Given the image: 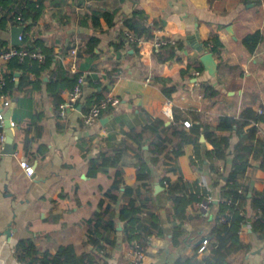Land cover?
I'll return each instance as SVG.
<instances>
[{
    "label": "crops",
    "instance_id": "crops-1",
    "mask_svg": "<svg viewBox=\"0 0 264 264\" xmlns=\"http://www.w3.org/2000/svg\"><path fill=\"white\" fill-rule=\"evenodd\" d=\"M135 10L157 22L162 39L171 41L165 45L182 44L174 58L160 61L157 52L161 47L154 49L146 41L138 44L140 50L136 51V45L125 39L128 28L123 21ZM14 29L19 31L15 42L20 44L12 42ZM253 32H258L260 39L249 51L241 39ZM213 34L222 44L214 52L205 47ZM91 37L96 43L89 53L84 50ZM194 43L213 54L217 63L214 74L200 62L203 69L195 75L201 54ZM26 45L42 54L39 62H45L46 54L51 60L34 71L27 64L31 57L22 63L13 58L1 67L4 76L13 80L11 92L0 90V108L5 94L10 105L3 112L11 123L14 153H0V264H20L16 257L20 240H30L40 253L54 254L64 244H71L78 256L93 251L87 242L86 220L98 211L117 169L108 166L91 174L90 161L115 148L122 149L118 169L123 181L111 205L117 232L112 234L113 244L100 253L99 263H128L131 244L122 239L123 223L118 218L121 206L133 198L136 205L142 200V204L150 203L162 228L160 235L148 238L144 264H183L191 256H200L195 264H203L201 256L209 255L211 240L195 248L198 230L211 227V222L202 219L209 216L212 221L219 203H231L222 192L232 169V155L210 157L213 145L201 135L198 144L184 143L180 155L170 153L153 165L148 150L150 134L145 132L137 142L129 132L160 120L166 133L176 114L185 130L190 123L202 121L216 136H230V144L237 143L238 136L217 130L216 125L221 116L238 117L245 108L264 113V0H43L35 19L0 24V48ZM72 48L78 51L75 58L69 54ZM80 74L85 76L81 96L74 110L61 118L58 104L68 98L76 82L73 78ZM205 85L216 92L214 97L205 93ZM100 91L109 94L114 104L102 111L95 124L85 126L81 115ZM0 125V134L6 136L4 121ZM251 128L256 133L246 144L264 141V123L250 122L242 135ZM21 160L33 168L31 176L19 165ZM259 160L250 159L252 167L237 178L238 191L243 193L246 187L248 198L264 185ZM140 163L147 167L148 179H137ZM174 165L186 182L195 185L193 191L198 190L201 199L213 198L208 215L199 211L200 199L185 206V218L174 216L162 180L164 170ZM125 186L132 189L126 197ZM238 203L239 214L250 207L248 201ZM238 238L248 249L230 253L227 262L264 264V240L256 237L248 222L240 225Z\"/></svg>",
    "mask_w": 264,
    "mask_h": 264
},
{
    "label": "trees",
    "instance_id": "trees-1",
    "mask_svg": "<svg viewBox=\"0 0 264 264\" xmlns=\"http://www.w3.org/2000/svg\"><path fill=\"white\" fill-rule=\"evenodd\" d=\"M42 1L43 0H37L36 2L30 0H0L1 26L6 21H9L11 24H16L28 18L35 19L39 15ZM104 15L107 17V14ZM107 20L109 21L108 18ZM147 21L148 17L144 12L135 10L129 17H126L123 22L129 31L136 36H141L148 40L152 37V27L147 24ZM153 24L157 26V22L153 21ZM259 39V33L253 32L245 35L241 39V42L249 51H253ZM95 41L96 39L94 37L89 38L84 51L92 53L95 47ZM133 45H136V51L140 50L137 43ZM181 46V43L176 44V46L170 44L161 46L157 52L158 59L164 61L174 58L176 56L175 52L178 48H181ZM16 47L26 48L28 50L34 49L30 45H26V47ZM205 47H207L209 51L214 52L217 48H221L222 44L218 37L213 34L208 44H205ZM26 59L27 58L24 60ZM30 59L27 64L31 67V71H34L35 68L40 69L50 62L51 55L46 54L45 62L43 63L37 62V60L33 58ZM23 61H21V63ZM197 62L198 64L195 65V67L196 70L200 72L203 68L200 61ZM22 65L24 67L26 64ZM73 79H77V77L74 76ZM7 80L9 81H7L5 87L1 90L5 93L8 91L11 92L13 87L11 76L7 77ZM23 82L24 77L21 78L20 83L22 84ZM204 88L208 96L214 97L216 95V92L210 86L205 85ZM102 96L104 95H102L100 91L95 99ZM56 101L57 103L59 102L57 95ZM192 114L194 117L198 118L195 113L192 112ZM179 120V116L174 114V122L167 127L166 133L162 131L164 123L160 120H154L138 130H132L129 132V136L137 142H140V138L145 132L150 134L148 150L151 155L150 162L153 165L158 164L161 157L168 158L170 153L173 154L174 157L180 155L183 152L182 145L184 143L198 144L201 135L213 145V150L209 152L210 157L223 158L228 154L232 155V169L225 179V186L222 192L223 196L231 200V203L229 205L219 203L217 214L212 221L209 220V216L202 219L204 222H211L212 225L211 227L209 225L208 229L198 230V238L195 242V248H197L203 238H207L208 244L209 239L211 240L209 255L201 256L203 264H230L226 260L230 253H234L241 249H248V245L241 242L238 238V230L243 222H248L256 237L260 240H264V185L259 186L260 191H253L249 198L247 197L248 190L246 187L242 189V191L244 190L243 193L237 189V178L243 175L248 168L252 167L249 162L250 159H260L258 170L264 174V141H259L255 144H246V139L254 138L256 133L255 128L249 129L246 136L242 135L243 128L250 122L264 123V113L259 114L250 108H245L238 117L221 116L219 118L216 129L231 131L238 136L239 140L234 145L230 144V136H216L212 131H209V126L205 122H192L185 130L182 120ZM121 154L122 149L115 148L112 152H100L96 158L90 161L89 172L91 174L108 166H114L117 169L115 178L110 187L104 191V198H101L98 203V211L93 212L86 220L88 232L87 242L93 247V251L78 256L71 244H64L59 246L54 254H49L48 252L40 253L30 240H20L16 244V249L20 250L16 256L20 264H100L98 260L100 253L105 252L107 246L113 244L112 234L117 232L116 221L111 205L116 202L117 193L120 191L123 184L122 174L120 169H118ZM136 177L138 180L148 179L147 167L143 163H140ZM162 180L165 184L166 197L173 203L174 216L185 218V206L193 201H199L201 199L198 190L193 191V189L196 188L195 185L192 186L183 179L177 165L164 170ZM144 186L146 187L145 184ZM131 192L132 189L125 186L123 196L126 197L130 195ZM136 194H138L137 191ZM145 199L149 200V196ZM127 201L128 203L126 205L121 206L118 218L119 221L123 223L121 232L122 239L130 244L136 242L145 249L148 238L152 234L160 235L162 231L160 220L158 215L153 212L150 203L142 204L144 201L142 200L136 205L135 199L133 198H129ZM238 201L242 203L249 202L251 209L254 211L252 217L247 218L244 214H239L241 205ZM211 207L212 203L210 204V208ZM226 212L230 215L226 216ZM143 213H145L144 217H142ZM209 213L210 211L206 212V215ZM222 220L226 222L223 223ZM219 224H221V226H218ZM199 257L200 256L188 257L183 264H195ZM177 263L180 262L177 261ZM102 264H107V262H103Z\"/></svg>",
    "mask_w": 264,
    "mask_h": 264
},
{
    "label": "built area",
    "instance_id": "built-area-1",
    "mask_svg": "<svg viewBox=\"0 0 264 264\" xmlns=\"http://www.w3.org/2000/svg\"><path fill=\"white\" fill-rule=\"evenodd\" d=\"M147 24L152 27V37L150 39H145L141 36H136L131 31L127 30L125 32V39L130 43H137L142 44L144 42H149L151 46L154 49L160 48L162 45H165L167 43H171L169 40H163L162 30L159 26H155L152 21H148ZM22 39V35L18 36V40ZM78 51L76 48H72L69 50V54L71 57L75 58ZM26 57H31L35 60L42 61L43 56L38 51H32L28 50L26 48H18L16 46H9L6 48H0V90H2L7 81V76H4L1 67L4 63L10 61L13 58L18 59L19 61H22ZM72 71L75 70V65H71ZM199 72L195 71V75H198ZM85 82V76L80 74L77 76L76 82L71 88L68 98L61 103L58 104V114L61 118H66L71 111L74 110V104L77 100H79L82 92V86ZM3 101H2V108H0V122L2 123L5 119V114L3 112L4 107H8L10 105V101L7 98L5 94L1 95ZM114 104L112 97L107 94L100 98H97L94 100V103L89 107L87 112L83 113L81 115V120L85 126H91L95 124L100 116L103 110H106L110 105ZM186 126H189L188 123H186ZM5 136L4 134H0V144L4 142ZM19 165L23 168L26 175L31 176L33 174V168L26 162V160H21L19 162ZM213 198L211 196H205L199 203L198 208L199 211L203 214H206V212H209L210 210V204L212 203ZM244 215L246 217H252L253 211L250 209V207L244 208ZM202 245L206 246L208 245L207 238H203ZM145 262V251L144 249L139 246L136 242H133L130 247V255L128 258L127 264H144Z\"/></svg>",
    "mask_w": 264,
    "mask_h": 264
},
{
    "label": "water",
    "instance_id": "water-1",
    "mask_svg": "<svg viewBox=\"0 0 264 264\" xmlns=\"http://www.w3.org/2000/svg\"><path fill=\"white\" fill-rule=\"evenodd\" d=\"M14 35H13V39L12 42L13 43H17L20 44V41L15 42V38L17 37L16 35H18L19 31L18 30H12ZM18 31V32H17ZM197 43V42H196ZM194 43L193 46L197 48V50L200 52V57L199 60L202 63L203 67L207 70V72L212 75L214 74V72L216 71L217 68V63L213 57V54L209 51H204L203 50V46L201 44H196ZM4 125L6 128H8V130L6 131V136L4 139V142L2 144V149L0 151L1 154H6V155H11L14 153V148H13V135L11 133V130L9 129L11 126V123L9 121V119L5 116L4 119ZM118 230H120V227H117ZM10 229L7 228L5 230V234L7 236L10 235Z\"/></svg>",
    "mask_w": 264,
    "mask_h": 264
}]
</instances>
